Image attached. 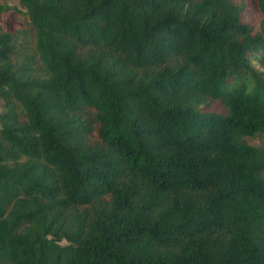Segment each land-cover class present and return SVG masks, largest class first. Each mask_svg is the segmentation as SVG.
I'll use <instances>...</instances> for the list:
<instances>
[{"label": "trees", "instance_id": "obj_1", "mask_svg": "<svg viewBox=\"0 0 264 264\" xmlns=\"http://www.w3.org/2000/svg\"><path fill=\"white\" fill-rule=\"evenodd\" d=\"M0 4V264H264V0Z\"/></svg>", "mask_w": 264, "mask_h": 264}, {"label": "rangeland", "instance_id": "obj_2", "mask_svg": "<svg viewBox=\"0 0 264 264\" xmlns=\"http://www.w3.org/2000/svg\"><path fill=\"white\" fill-rule=\"evenodd\" d=\"M0 4L4 6H8L11 9L10 11L2 15L1 18L2 27L8 31L21 28L26 20V17L22 16L19 19L18 15L15 13L17 9L22 10L20 7L19 0H0ZM249 143L255 146H262L264 145V139L263 138L249 139Z\"/></svg>", "mask_w": 264, "mask_h": 264}]
</instances>
